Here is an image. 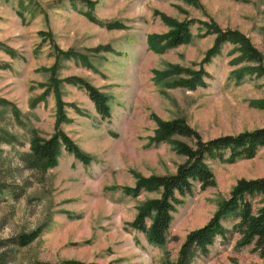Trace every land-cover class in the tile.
Masks as SVG:
<instances>
[{
  "label": "rangeland",
  "instance_id": "374dc122",
  "mask_svg": "<svg viewBox=\"0 0 264 264\" xmlns=\"http://www.w3.org/2000/svg\"><path fill=\"white\" fill-rule=\"evenodd\" d=\"M58 1L0 0V98L9 101L0 103V264H175L187 235L211 219L238 180L264 175V147L234 163L209 161L215 185L184 198L163 247L131 226L140 207L161 193L133 197L124 188L134 186L137 175L173 174L187 160L174 142L153 141L159 120L184 118L205 140L264 126V77L251 70L264 67V0H97L94 19L84 4ZM162 14L240 31L263 60L238 61L239 46L226 43L204 62L216 35H204L199 23L190 42L155 51L148 37L172 28ZM58 49H74L89 63ZM54 65L58 79L80 76L105 93L111 118L102 120L87 91L66 81L59 84L60 108L49 88ZM201 67L211 74L207 87L174 86ZM58 131L91 163L61 147L57 165L30 167L32 140ZM236 221L224 225L231 229ZM33 232L38 236L21 245L19 236ZM239 238L235 232L218 237L192 264H264V255L253 244L238 245Z\"/></svg>",
  "mask_w": 264,
  "mask_h": 264
},
{
  "label": "trees",
  "instance_id": "16d2710c",
  "mask_svg": "<svg viewBox=\"0 0 264 264\" xmlns=\"http://www.w3.org/2000/svg\"><path fill=\"white\" fill-rule=\"evenodd\" d=\"M67 0H59L63 4ZM71 4L77 2L87 7V15L93 18V10L98 3L97 0H68ZM188 1V0H187ZM163 20L170 25L171 30L163 36L150 35L148 43L155 51H162L166 48H176L186 44L192 39L191 27L195 23L201 24L204 35L215 34L216 39L213 46L208 50L204 62L210 63L215 57L222 53L226 43L237 44L241 51L238 61H256L261 63L262 53L255 48L248 36L234 29H223L216 23H208L198 19H190L183 22L173 21L170 17L162 14ZM94 19V18H93ZM109 27H115L108 24ZM206 29V31H204ZM164 41L165 44L161 43ZM58 53L66 58L82 59L86 64L89 59L74 49L67 51L58 49ZM57 65L52 68L53 76L49 88L54 87L58 105L61 108V90L59 84L66 81L73 85L84 88L95 109L102 120L111 118V107L109 97L95 85L80 76H68L61 80L55 77ZM251 70L258 72L264 77L262 65L251 66ZM246 68L239 70L237 76L241 79ZM247 72V71H246ZM190 76L177 80L174 86H183L190 90L198 87H207V78L211 74L201 67L189 72ZM46 91V93H48ZM0 103H9L6 99L0 98ZM264 107V100L260 103ZM8 134H3V139ZM10 137V135H8ZM187 137L194 143L189 144L175 139V137ZM153 141L157 144L174 142L179 150L187 157V160L180 164L173 174L152 175L145 177L137 175L134 186H127L124 192L127 195L137 197L143 192L159 191L160 197L148 200L143 204L131 226L145 234L148 243L163 247L169 240V229L173 221V213L179 205L183 204L184 198L193 195L197 188L206 190L215 185V175L209 165V161L221 163H234L240 159L253 158L259 149L264 147V126L253 130L243 131L238 134H225L216 138L205 140L202 135L184 118L171 120H159V127ZM61 147L74 155L83 164L91 163V156L80 149V147L65 132L58 131L48 139L35 137L31 144V153L28 156L30 167L46 170L58 164V157ZM235 218L237 221L229 229L224 221ZM235 232L240 235L237 244L240 246L254 245L264 255V175L257 178H242L233 187L228 198L224 199L211 219L203 226L191 231L181 245L178 259L175 264H192L199 256H206L210 247L218 237L225 238L228 233ZM38 236V232L23 234L19 236L21 245H28ZM35 264H57L48 262H37ZM62 264H101L97 262H84L79 260H67Z\"/></svg>",
  "mask_w": 264,
  "mask_h": 264
}]
</instances>
